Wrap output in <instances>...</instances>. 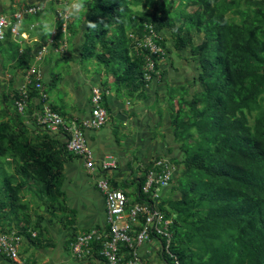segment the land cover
<instances>
[{"label":"trees","instance_id":"1","mask_svg":"<svg viewBox=\"0 0 264 264\" xmlns=\"http://www.w3.org/2000/svg\"><path fill=\"white\" fill-rule=\"evenodd\" d=\"M191 3L196 8L186 13L184 6ZM85 7L82 49L112 70L116 80L145 85L144 57L128 34L138 32L144 21L158 33L171 30L177 15L181 23L174 45L189 47L199 66L194 78L199 90H168L181 158L173 179L178 197L162 199L160 205L172 218L166 258L171 264H264V1L241 7V0H87ZM88 21L96 27L88 28ZM191 29L202 33L197 44ZM62 33L58 22L57 40ZM29 90L36 94L33 86ZM20 115L15 111L16 119ZM48 135L34 143L20 120H0V157H14L15 174L22 179L3 180L1 212L18 211L20 189L28 179L46 200L47 211L58 201L62 160Z\"/></svg>","mask_w":264,"mask_h":264},{"label":"crops","instance_id":"2","mask_svg":"<svg viewBox=\"0 0 264 264\" xmlns=\"http://www.w3.org/2000/svg\"><path fill=\"white\" fill-rule=\"evenodd\" d=\"M35 2L44 3V10L24 17L20 34L6 30L5 38L0 40V120H20L35 143L49 134V145L62 160L61 195L50 210L44 207L45 215L39 222L37 216L34 218L31 197V202L20 203L15 213L0 211V230L22 232L20 257L27 264H79L69 257V243L74 234L105 225L104 196L86 173L83 160L65 148V132L50 133L38 127L31 117L32 108L19 116L22 119L14 116L12 101L23 81L25 63L40 68L49 104L66 119L88 116L90 90L93 86L101 90L107 120L100 128L85 131L86 142L95 161L115 159V166L107 175L112 186L124 191L130 202L137 200L139 183L154 159L169 158L178 172L180 165L176 162L181 151L173 139L168 90L179 86L187 87L189 94L199 90L194 81L199 66L190 48L175 46L172 30L163 29L167 55L160 63V76L143 86L116 80L112 70L82 49L86 32L84 12L79 19L70 18L66 31L56 39L60 22L56 11L65 10L71 0H0V14L10 15ZM46 25L50 32L45 30ZM200 40L196 36L192 43ZM41 47H45V52L38 60L35 56ZM173 95L175 103L178 92ZM175 184L173 181L163 190L162 199L178 197V191H173ZM139 254L143 264L172 263L165 256L160 239H154L151 246H140ZM0 264L13 263L0 256Z\"/></svg>","mask_w":264,"mask_h":264},{"label":"built area","instance_id":"3","mask_svg":"<svg viewBox=\"0 0 264 264\" xmlns=\"http://www.w3.org/2000/svg\"><path fill=\"white\" fill-rule=\"evenodd\" d=\"M44 8V3L35 2L21 6L10 15L0 14V40L5 38L6 30L20 34L19 26L24 17L37 15ZM56 16L64 33L70 18L63 9H58ZM128 37L134 50L144 57L142 79L147 84L159 76L158 67L166 57L161 32H156L152 23L144 21L139 35L131 32ZM44 52L45 47H41L36 52V59H41ZM31 86L36 90L33 97L29 90ZM29 104L33 105L31 117L38 127L50 133H66V149L83 160L86 173L104 196L105 225L74 234L69 243V257L79 264H143L139 247L151 246L154 239H160L163 251L168 252L172 239V218L166 217L160 205L163 190L173 182L177 173L173 162L164 156L154 159L138 187L137 200L130 202L124 191L112 186L107 175L115 166V159L95 161L86 142L85 131L98 129L107 120L102 92L97 86L90 90L88 116L80 120L66 119L49 104L41 70L32 64L25 70L14 100L16 111L22 115L26 114ZM31 235L35 236V233ZM21 241L22 236L14 230L0 231V256L13 264H27L20 257Z\"/></svg>","mask_w":264,"mask_h":264},{"label":"rangeland","instance_id":"4","mask_svg":"<svg viewBox=\"0 0 264 264\" xmlns=\"http://www.w3.org/2000/svg\"><path fill=\"white\" fill-rule=\"evenodd\" d=\"M258 1L263 2L264 0H257V1L256 0H241V7H244L245 4H247L248 6H253V5H255V2H258ZM196 5L197 4H195V3H191V4L187 5V6H184V11L186 13H190L192 10H194L196 8ZM173 7H174V5H171V6H169V9H172ZM137 8L140 9V10H147L148 12L150 11V8H144L143 6H138ZM227 16L230 17L233 20H236V21L238 20V16L236 14L233 15V14L228 13ZM180 23H181L180 15H177V17L173 20V26L174 27L171 29L172 30V35L171 36L173 38L175 37V34H177V31H176L175 27H177L178 24H180ZM189 32H190V38L191 39H193L196 36H199L200 39L202 37V33H198L197 34V33L194 32L193 29H191V31H189ZM133 33L135 35H139L140 30L138 32H133ZM162 39H163V37H162ZM162 42H163V40H162ZM162 47H163V45H162ZM164 50L166 52L165 48H164ZM166 55H167V52H166ZM160 69H161V67L159 65V76H160ZM17 94H15L16 96L15 95L14 96L17 97ZM33 96L34 95H32V97ZM15 97H13V101H12L14 108H15V106H14ZM29 108H32V110H33V105L29 104L28 105V110H30ZM15 111H16V108H15ZM20 119H22V117ZM250 121H251V118H250ZM15 161H16V159L14 157H10V156H5V157L1 156L0 157V199L2 198L1 196H2V193H3V190H2V182H3V180L9 179L13 183L22 180L19 177V175L15 174V168H16V165L14 163ZM174 190L178 191V187L175 186V189H173V191ZM36 191H37V188H36L35 184L32 181H30L29 179L26 180V181H23V185L21 186L20 193H19L20 194V201L19 202L22 203V204H26V202L30 203L31 202L30 201L31 200L30 197H31L33 199L32 207L34 208V213H33L34 216H35L34 218H37V217L38 218L39 217L42 218L43 215H45V212H44L45 208L44 207L46 205L45 204L46 200H44L43 198H39V196H37V194H36ZM27 200H29V201H27ZM9 230L7 229V231H9ZM14 231L17 232L19 235H21V233H22V232H20L18 230H14ZM189 248L190 249H194V245L190 244Z\"/></svg>","mask_w":264,"mask_h":264},{"label":"clouds","instance_id":"5","mask_svg":"<svg viewBox=\"0 0 264 264\" xmlns=\"http://www.w3.org/2000/svg\"><path fill=\"white\" fill-rule=\"evenodd\" d=\"M86 2L87 0H71V4L66 6L65 12L69 18L79 19L80 15L86 11ZM88 28L94 29L96 27V23L93 21H88ZM46 31H51L48 26H45Z\"/></svg>","mask_w":264,"mask_h":264}]
</instances>
